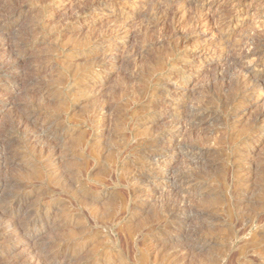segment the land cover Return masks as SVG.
Instances as JSON below:
<instances>
[{"label":"rangeland","instance_id":"374dc122","mask_svg":"<svg viewBox=\"0 0 264 264\" xmlns=\"http://www.w3.org/2000/svg\"><path fill=\"white\" fill-rule=\"evenodd\" d=\"M98 1L0 0V264H264V128L241 133L263 101L230 104L214 82L232 28L238 68L255 69L264 0ZM154 9L176 11L175 32Z\"/></svg>","mask_w":264,"mask_h":264},{"label":"bare ground","instance_id":"6f19581e","mask_svg":"<svg viewBox=\"0 0 264 264\" xmlns=\"http://www.w3.org/2000/svg\"><path fill=\"white\" fill-rule=\"evenodd\" d=\"M201 0H188V2L185 5H190L193 7H200V5L198 4V2ZM205 0H202V2ZM123 3H132L133 5H137L138 8H141L142 5H154L155 3H157V0H100L98 2H96V4L93 5H86V8L88 9H92L93 7L95 9H100L101 5H121ZM7 7V6H6ZM3 7V8H6ZM3 9H0V12L2 13ZM181 11H186V7H182ZM114 16H119V12L116 13L115 10L112 11ZM176 15V11H172L170 9H166V10H162V11H155L152 10L150 12V16H152L151 18L154 19V21L156 23H160L163 26H165V28L173 33V31H176V27H175V18ZM7 24V25H6ZM6 24H1L0 23V33H4L8 30V28L10 27L9 23ZM128 24L129 22L127 21V18H124L122 21H120V27H119V31L124 32V35H128L129 30L128 28ZM241 24V23H240ZM149 25V24H148ZM236 26V25H235ZM230 28V23L226 22V31ZM233 30L230 29V31L224 36V34L219 37V41L223 40L224 37H226V41L223 40V42H225L224 47H222L223 49V54L221 57H219L220 61H224L226 62L228 65L227 67L229 68L228 71L226 73H221L219 75V77H217V79H215L214 82L216 81H223V80H227L229 81L232 85H231V90L232 92H234V95H230V100L229 103L230 104H234L237 102V104H246L251 106L250 103V99H253L255 101L256 100H261L262 99V104H261V108L258 109V111H256L254 118H252L248 124H245L243 126V129L241 131L242 134H248L249 137H252L254 135L253 130L255 129H259L260 132L263 130L264 128V32L262 34L256 35L253 34L250 37H246L245 38V42L249 43V46H253L254 50H256V52L258 53H262L261 58L259 59V62L255 65V69H244V68H238V62H236L234 60V58L232 57L233 54H236L237 52V48H234V45H231L228 43V39L229 36L231 34V31ZM177 35V34H176ZM175 36V35H173ZM176 39H178V37H175ZM20 44V43H19ZM2 47L5 46V42H2V44L0 45ZM179 43L175 42L174 44H172L171 47V52L175 53L178 51L179 49ZM101 56H98L97 54H95L92 58L87 59V64L86 69H93L96 65L99 64L98 59ZM232 58V59H231ZM170 62L166 61V59H160L157 60L155 62L150 63L149 65V70L151 71H155V70H159V69H163L166 65H168ZM189 67V66H188ZM182 69V65L178 66V69ZM176 69V68H175ZM237 69L238 73H232V70ZM180 71V70H179ZM171 82L169 85V89L170 91H175L177 92L178 90L174 87V83H172V81H168ZM185 85V87L187 86V84H189V81L187 79H181L180 80V85ZM186 90V88H185ZM236 93V94H235ZM158 96V94H156ZM174 93L171 92L168 96L169 98H173ZM263 96V97H262ZM153 102V101H150ZM175 104V103H174ZM254 107V105H252ZM240 115H242V112L239 110H235L233 111V118L239 117ZM200 117L198 112L195 111H189L186 112L184 115H176L175 118H173V122L175 123L176 126H178L179 124H181L180 120L182 119H188V121L191 123H193L194 121H196L198 118ZM30 120V119H29ZM172 133L170 134V136H167V141H171L172 137L174 136V134L178 131V128H176L175 126L171 129ZM258 136V135H257ZM254 138V137H253ZM166 139V138H165ZM7 139L0 137V148L1 145L6 143ZM194 148V146H191V144L189 145H185L182 146V148L180 149L179 152H184L186 149H191ZM6 181V180H5ZM3 184V182H2ZM2 184H0V188L2 186ZM11 206L16 207V213L18 212L20 206H21V200H16V198H12L11 200ZM23 204V203H22ZM15 215V213H13ZM180 221V219H179ZM28 226L26 227V230ZM24 231V230H23ZM28 232L30 233V230H28ZM32 233H34L32 231ZM59 250H61V247H57L54 251V253L56 254ZM50 253H46L44 252L43 256H39L38 259H36V263L35 264H59L58 261H56L55 259V255ZM10 264V263H9Z\"/></svg>","mask_w":264,"mask_h":264}]
</instances>
